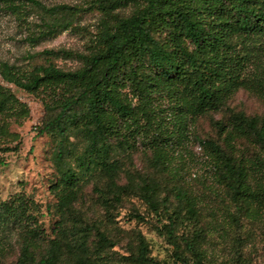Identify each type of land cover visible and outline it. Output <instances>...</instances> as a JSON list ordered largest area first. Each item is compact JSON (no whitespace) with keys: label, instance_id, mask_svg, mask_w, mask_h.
Wrapping results in <instances>:
<instances>
[{"label":"trees","instance_id":"1","mask_svg":"<svg viewBox=\"0 0 264 264\" xmlns=\"http://www.w3.org/2000/svg\"><path fill=\"white\" fill-rule=\"evenodd\" d=\"M14 1L32 4L51 18L32 35L33 43L60 35L71 27V18L85 11L68 4L47 5L41 0ZM92 5L102 11L103 18L102 31L89 53L66 49L41 53L48 58L76 59L79 67L66 70L50 63L23 72L0 62L3 79L30 94L57 88L68 93L57 104L60 112L50 125L61 138L55 156L60 175L54 185L60 214L56 236H45L38 221V206L31 199L20 195L0 199V251L5 239L17 233L20 252L15 264H107L108 251L115 242L107 231L86 223L74 209L81 182L98 174L107 179L104 188L96 189L106 215L111 218L126 198L139 195L156 215L167 214L169 223L158 231L177 247L176 259L184 261L175 231L184 211L190 223L197 218L194 199L178 191L176 197L183 207L171 212L167 202L160 200L154 183L145 181L138 186L129 180L126 185L119 184L122 165L114 157L117 149L132 148V141L145 137L152 145L155 167L166 168L164 149L176 136L181 137L189 118L220 111L240 89H264V76L249 71L255 49L264 44V0H94ZM9 6L16 7L13 3ZM129 6L132 10L127 13ZM159 29L167 32L168 39L157 38ZM125 85L137 104L122 93ZM161 99L168 101L176 116L177 132L158 118L163 112L158 104ZM78 106L83 108L81 113L74 112ZM259 123L257 118L237 114L230 130L217 124L225 133L226 148L214 141L202 142L218 182L226 187L239 212L257 216L264 211V182L259 183L264 177V162L257 159L247 165L231 149L234 140L242 137H255L264 144V122L261 128ZM71 127L85 141L80 153L72 154L67 146ZM201 235L196 231L192 239L183 238L185 251L192 254L195 264H205ZM136 242L137 253L126 256L127 260L164 264L150 256L142 234L137 235Z\"/></svg>","mask_w":264,"mask_h":264},{"label":"rangeland","instance_id":"2","mask_svg":"<svg viewBox=\"0 0 264 264\" xmlns=\"http://www.w3.org/2000/svg\"><path fill=\"white\" fill-rule=\"evenodd\" d=\"M41 1L47 5L77 6L85 11L79 17L71 18V27L60 35L33 43L32 35L38 34L40 24L51 18L32 4L1 0L0 62L16 66L23 72H30L36 65L50 63L66 70L79 67L81 63L76 59L48 58L41 53L51 49L89 53L102 31V11L92 5L94 0ZM10 3L16 7L11 8ZM131 10L132 6L125 8L127 13ZM156 34L162 41L168 39L166 31L159 29ZM255 56L249 68L250 74L264 76V44L255 49ZM122 93L131 103L137 104L128 85L122 87ZM65 96L68 93L62 88L41 89L30 94L6 82L0 73V199L7 201L20 195L34 201L39 210L38 221L45 236L51 239L56 236L55 228L60 220L54 185L60 178L55 156L61 138L57 129L50 128V125L60 112L57 104ZM158 104L163 111L158 118L164 120L169 130L177 132L176 116L168 101L161 99ZM82 111L81 106L74 109L77 113ZM237 114L257 118L261 128L264 122V89H240L220 111H211L196 119L189 118L181 137L176 136L164 149L167 153L166 168L155 167L154 151L150 140L145 137L132 141V148L117 149L114 157L122 165L119 184L126 185L129 180L138 186L145 181L154 183L160 200L167 202L171 212L183 207L176 197L178 191H185L194 199L197 218L190 223L184 211L175 231L179 253L186 257L184 261L176 259L177 247L167 235L158 231L169 223L164 211L156 215L139 195H132L109 218L98 201L96 190L104 188L107 179L95 174L81 182L78 200L74 204L75 213L86 223L107 231L115 242V247L108 251L107 264H133L125 257L132 252L137 253L138 234L144 236L150 256L159 262L195 264L192 254L185 251L183 238L192 239L196 231L202 234L200 244L205 264H264V211L258 216L239 212L226 187L218 182L213 161L202 144L203 141H214L226 148L225 133L218 130L217 124L221 123L226 131L230 130ZM68 135L67 146L72 154L82 152L85 146L83 136L74 127ZM116 143L117 140L113 139L115 146ZM231 151L247 165L257 159L264 162V144L255 137L237 138ZM260 178L259 183L264 182V177ZM256 180L252 179L253 186ZM5 240L1 246L4 248L0 251V264H15L20 252L19 236L13 233Z\"/></svg>","mask_w":264,"mask_h":264}]
</instances>
